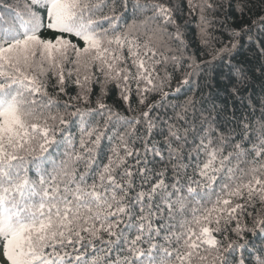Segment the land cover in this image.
Listing matches in <instances>:
<instances>
[{"label": "snow or ice", "instance_id": "6c2138e0", "mask_svg": "<svg viewBox=\"0 0 264 264\" xmlns=\"http://www.w3.org/2000/svg\"><path fill=\"white\" fill-rule=\"evenodd\" d=\"M0 264H264V0H0Z\"/></svg>", "mask_w": 264, "mask_h": 264}, {"label": "trees", "instance_id": "16d2710c", "mask_svg": "<svg viewBox=\"0 0 264 264\" xmlns=\"http://www.w3.org/2000/svg\"><path fill=\"white\" fill-rule=\"evenodd\" d=\"M254 11H255V9H254ZM251 57V53H249V52H247V50H244V51H242L241 52V54L237 57V61L238 62H244V61H246L248 58H250ZM228 70L226 69V68H218V69H216V73H217V75L215 76V78L213 79V81H212V84H213V94L214 95H216V92H215V84H216V82L217 81H219L220 80V77H219V73L220 72H227ZM221 83H226V81H220ZM252 86H253V88L255 89V92H256V94L257 95H259L260 94V92H261V80L259 79V78H257V79H255L253 82H252ZM209 90L208 89H205V92L207 93ZM247 95V94H246ZM216 98H217V101L218 102H226L227 104H228V106H229V109H231V106H232V104L234 103V101L231 99V98H228V97H226L225 95H224V93L221 91L220 93H219V95H216ZM236 103V105H237V112H238V114H239V112H241V111H243V109L239 106V102L238 101H236L235 102Z\"/></svg>", "mask_w": 264, "mask_h": 264}]
</instances>
